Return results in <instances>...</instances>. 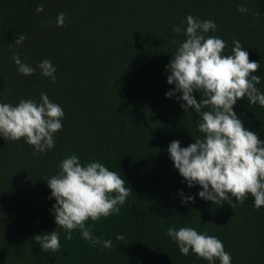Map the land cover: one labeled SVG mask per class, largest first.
Segmentation results:
<instances>
[{
  "label": "trees",
  "instance_id": "obj_1",
  "mask_svg": "<svg viewBox=\"0 0 264 264\" xmlns=\"http://www.w3.org/2000/svg\"><path fill=\"white\" fill-rule=\"evenodd\" d=\"M241 4L247 12L238 11ZM60 12L63 26L55 23ZM189 13L215 21L209 35L227 42L224 55L233 38L247 48L260 63L254 74L264 92V0H0V101L39 100L45 91L65 112L55 146L45 153L34 154L23 138L0 137V264H208L181 254L166 235L170 226L218 237L232 264H264V206L254 207L251 194L243 203L233 197V204L198 195L182 204L178 194L201 188L182 182L167 151L172 140L187 146L203 136L195 111L165 96L175 87L167 83L166 65L185 38L172 27L186 26ZM19 34L24 42L10 44ZM13 53L32 66L51 60L56 80L39 70L19 73ZM234 110L264 139V107L242 98ZM73 153L82 162L101 161L133 191L118 214L86 222L95 236L112 240L111 248L93 247L79 230L65 240L61 229V248L45 252L33 237L57 228L46 176Z\"/></svg>",
  "mask_w": 264,
  "mask_h": 264
},
{
  "label": "clouds",
  "instance_id": "obj_2",
  "mask_svg": "<svg viewBox=\"0 0 264 264\" xmlns=\"http://www.w3.org/2000/svg\"><path fill=\"white\" fill-rule=\"evenodd\" d=\"M44 11L38 4L36 13ZM238 11L247 12L244 5ZM57 26L65 24V13L55 19ZM217 24L211 19H200L191 13L186 16V26L174 25L172 31L182 33L176 51L166 65L167 83L175 87L166 91L167 98L181 102V108L194 110L197 127L202 137L181 146L179 139L172 140L167 148L173 166L183 177L188 187L200 185L195 194L178 190L181 203L194 201L198 195L213 203L227 201L243 203L247 196L254 197V207L264 206V139L260 134L245 126L234 110L238 100L246 98L250 104L264 107V92L257 85L262 77L254 74L260 63L249 59L247 48L235 38L230 54L224 55L227 42L215 33ZM25 34L14 37L10 44L21 45ZM17 71L32 75L39 70L42 76L56 80V67L49 59L32 66L21 60L19 53L12 57ZM194 93H199L197 99ZM65 112L63 107L50 100L47 92L41 91L39 100L21 98L18 103L0 101V137L24 142L33 146L39 155L55 146V134L62 130ZM58 173L46 176L51 189L49 199L55 198L51 212L57 228L51 232L34 235L33 239L45 252L61 248V233L71 240L73 232L79 230L81 237L93 247L111 248V239H102L93 234L91 220L118 214L121 206L133 191L127 187L125 178L111 170L99 160L82 162L73 153L59 162ZM166 235L170 237L183 255L190 252L206 260L208 264H232L231 253L223 242L206 231L195 227L170 226ZM123 240V234H117Z\"/></svg>",
  "mask_w": 264,
  "mask_h": 264
}]
</instances>
